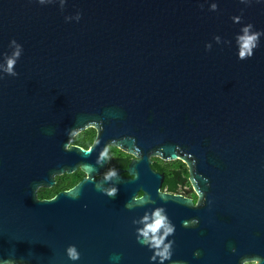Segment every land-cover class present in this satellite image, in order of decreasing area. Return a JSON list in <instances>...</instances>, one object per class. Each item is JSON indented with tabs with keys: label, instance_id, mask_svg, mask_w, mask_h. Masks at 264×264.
Returning <instances> with one entry per match:
<instances>
[{
	"label": "water",
	"instance_id": "obj_1",
	"mask_svg": "<svg viewBox=\"0 0 264 264\" xmlns=\"http://www.w3.org/2000/svg\"><path fill=\"white\" fill-rule=\"evenodd\" d=\"M89 128L91 151L72 146ZM110 146L130 177L95 180ZM153 157L187 165L220 225L264 218V0H0V264H196L174 232L140 234L175 218L151 202Z\"/></svg>",
	"mask_w": 264,
	"mask_h": 264
},
{
	"label": "flooded vegetation",
	"instance_id": "obj_2",
	"mask_svg": "<svg viewBox=\"0 0 264 264\" xmlns=\"http://www.w3.org/2000/svg\"><path fill=\"white\" fill-rule=\"evenodd\" d=\"M89 130L95 131L96 138L97 131L94 128H89L77 136ZM95 138L87 148L74 144V140L71 145L89 149ZM151 159V166L155 174L162 176L161 180L157 178L154 180L157 184L154 193L152 192L151 202L152 204L163 203L166 214L175 217L169 226L174 229L173 232L176 237H183V242L190 244V259L192 261L196 264H244L247 259L258 258L261 260V264H264L263 217L255 218L253 221L251 219H232L220 225L217 217L208 216V213L213 211L208 208L211 207L209 204L210 191H199V188L202 189L203 187L192 182L190 169L187 165L185 167H172V163L176 161L164 160L160 157ZM133 160L132 155L110 146L108 165L101 175L95 177V180L104 178L112 169H115L116 172L121 171L124 177H130L128 168ZM79 172L83 176L75 185L63 189L47 199H52L59 193L71 190L79 184L87 176L80 168L74 173ZM72 174L64 173L57 176L56 184L52 188H41L39 192L42 189L56 190L55 187L59 183V186L70 184L69 176ZM157 190L158 194H156ZM141 193L145 196V193L140 191L137 197ZM161 195H166L168 198L160 199ZM182 222L186 223L183 224ZM176 259L171 264L187 262L183 258Z\"/></svg>",
	"mask_w": 264,
	"mask_h": 264
},
{
	"label": "clouds",
	"instance_id": "obj_3",
	"mask_svg": "<svg viewBox=\"0 0 264 264\" xmlns=\"http://www.w3.org/2000/svg\"><path fill=\"white\" fill-rule=\"evenodd\" d=\"M213 7H215V6H213ZM250 28H251V25H249V28L244 29L245 36L241 37V40H242V46H241V51H240V58L241 59H243L245 57H251L253 55L252 49L257 46L256 42H257L259 36L261 35V33H255V34L249 35L248 32H249ZM15 55L19 56V53L17 52ZM14 65H15V60L9 59L8 60L9 72H12ZM89 151H91V149H89ZM105 155L106 154L102 153L101 154L102 158ZM115 175H116V171H115V169H112V170H110L109 173H107L105 175L104 179L110 180ZM117 193H118V189L113 188L110 191H108L106 194L112 198H115ZM135 199L137 200V202H142L144 199V194L141 193L140 196L135 198ZM162 212H163V209H157L153 213L152 222L146 223L145 228L140 233L142 236H144L146 238L151 236L153 243L156 247H159L160 245H162L164 239L169 234H172L174 231V229L168 225V222H167L168 218L166 216L162 215ZM144 219H145V221H147L149 218L147 216H145ZM182 223L184 224L186 222H182ZM161 230L164 231L163 237L159 236V233L161 232ZM159 255L163 256L166 259L167 258V250L165 249V252L159 253ZM68 256L73 260L79 259V255L76 252L75 248H69L68 249ZM2 264H11V261L5 260L2 262ZM244 264H261V260L258 258L247 259L244 261Z\"/></svg>",
	"mask_w": 264,
	"mask_h": 264
},
{
	"label": "trees",
	"instance_id": "obj_4",
	"mask_svg": "<svg viewBox=\"0 0 264 264\" xmlns=\"http://www.w3.org/2000/svg\"><path fill=\"white\" fill-rule=\"evenodd\" d=\"M94 138H95V131L89 130V131H86L85 133L81 134L80 136H77L74 139V144L87 148L92 144ZM171 166L172 167H181V166L185 167L186 164H184L182 161L179 160V161L173 162ZM82 176H83V174L80 172L74 173V174L69 176L70 184L59 186V184H60L59 183L58 186L55 187L56 190L42 189L39 192V198L40 199H47V198L53 197L57 192L75 185L82 178Z\"/></svg>",
	"mask_w": 264,
	"mask_h": 264
}]
</instances>
